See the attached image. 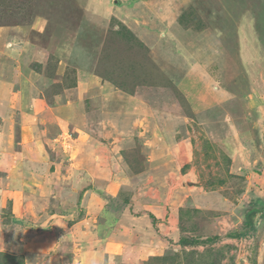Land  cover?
<instances>
[{
    "label": "rangeland",
    "instance_id": "rangeland-1",
    "mask_svg": "<svg viewBox=\"0 0 264 264\" xmlns=\"http://www.w3.org/2000/svg\"><path fill=\"white\" fill-rule=\"evenodd\" d=\"M6 41L23 46L22 58L32 59L36 74L55 80L46 87L50 93L67 92L57 100L44 94L66 107L64 138L41 144L36 129H28L30 151L43 168L40 175H47L44 185L41 177L32 181L34 196L22 195V208L30 209L34 222L28 223V214L24 225L14 226L12 242L30 261L42 264L32 254L36 249L47 256L56 251L61 259L52 258L54 264H74L78 256L38 236L41 225L63 233L60 224L46 221L50 212L71 213L66 234L95 247L88 221L93 207L105 200L132 212L160 193L168 194L177 212V239L169 240L176 247L154 257L158 248L140 247L145 243L135 235L136 264L140 258L139 264H264V0H0V47ZM6 117L0 119V132L4 127L11 133H1L11 139L6 149L25 157L29 150L22 141L29 136L21 133L19 119ZM66 124L93 132L78 140L100 166L88 211L77 199L93 178L73 172L78 162L84 169L82 159L65 160L64 154L74 153ZM45 150L53 159H46ZM55 158L63 168L72 163V172L51 174ZM126 223L130 231L122 234L131 241L139 233ZM191 239L195 243L181 244ZM95 253L94 263L100 260Z\"/></svg>",
    "mask_w": 264,
    "mask_h": 264
},
{
    "label": "crops",
    "instance_id": "crops-1",
    "mask_svg": "<svg viewBox=\"0 0 264 264\" xmlns=\"http://www.w3.org/2000/svg\"><path fill=\"white\" fill-rule=\"evenodd\" d=\"M22 50L23 46H18L16 49L15 43L12 41H6V43L4 45L2 44L0 47V119H3L2 117H6V115V118L12 116L10 120L13 122L19 119L21 121V133L29 136L24 138V141H22V143H25L23 145H25V147L29 150H26L27 152L25 153V157H23L24 153H13V151L6 149L10 147L11 139L6 142V138L2 137L1 133L10 137V131L6 132L4 127H2L3 132H0V252L15 256L19 255V257L22 255L25 264H35V261H30L28 257L25 256L26 253H21V247L18 243L12 242L14 235L18 233V231L14 228L16 224H23V220L24 218H27L26 216L28 214H30L28 223L32 221L34 222L35 220L29 208L27 209L25 206L22 208V204L26 202L24 201L25 199L22 198V195H24V198L28 193L34 196L32 192L38 190L33 189L31 186L35 177H41L40 183L43 185L45 184L44 180L47 179V175H40L43 168L40 164H37L38 162L35 161V157H33L32 152L30 151V147H32L33 144L32 142H29V138L31 137L28 129L29 127L33 130L36 129V134L38 135L36 136V139H43L41 144H51L53 142H57L61 137L64 138L66 136V127L60 121H63L66 118L64 109L66 107L62 108L65 105H57L56 101L53 100H57L59 94L61 95L60 97L65 99L67 92L65 90H61L59 94H56L57 92H51V94L50 90L48 91V88L46 87L50 84H54L55 80L43 78L36 74V70L31 69L30 66L32 59L27 61L23 60L22 56L24 53ZM37 54H42V51H38ZM33 62L38 63L41 61L33 60ZM38 92H41V95H38ZM30 94H35L36 98L34 100L31 99ZM44 94L47 98L51 97L53 102H50ZM205 100L207 103H210L207 96ZM39 101L40 105L42 104L40 108ZM4 105L7 110L9 109V112L4 111ZM11 108L15 109V113L11 112ZM66 125L68 127V124ZM53 130L55 131L53 132ZM68 130L71 134H73L70 144L74 147L72 150L74 153H70V157L67 158V153L64 154L65 152H62L65 156V160L82 159L84 162V166L82 165L84 169L81 171V162L77 161L78 164H80V167L77 168L80 169H75L73 172H76V176L83 175L87 178H93V181L91 180L87 186L82 187L77 199L78 201L80 197L82 198L79 205L85 208L84 206L89 205L88 192H91V188L96 189V187L99 186L95 182L97 179L95 176H97V172L100 171L98 170L100 166L98 167L97 162L94 159L96 156H94L93 153L84 152L83 147L88 149V145H78V140L88 138L87 136L89 132H92L91 129L89 130L87 126H78V128H75L74 131L69 127ZM68 137L70 136L68 135ZM34 143L35 149L39 147V144L36 142ZM64 143L65 142L62 144V148H65ZM77 146H79V149L82 147L81 150L84 153L78 151ZM10 149L12 150V147ZM45 154L46 159H53L54 157L46 150ZM14 158L20 160H16V164H14ZM38 159H41L42 162H44L45 156L41 154ZM55 160H58V164L56 165V170L51 174L55 175L56 172L69 174L72 172V163L71 166H65V168H63V162H60L62 160L60 158H55ZM105 174H107L106 171ZM80 179H82V177H80ZM80 181L82 182V180ZM84 182L86 183V180H84ZM176 190H178L179 193L180 189ZM23 191H25V194H20V192L22 193ZM167 195L168 194L156 193L153 196V199L142 201L144 204H142L143 206L140 205L142 207L138 206L137 203L135 210H133L132 207V212L129 211L128 207H124V205L123 207H117L112 204L110 206H106L105 200H103L101 205H98L95 208L93 207L90 212H93L92 215H94L91 216L88 221H90L93 226L90 227V233L96 236V241H94L95 247H91V242L89 240H85V237L82 238V240H85V243L83 244L82 242H77L76 239L72 240L70 236L66 234V227L64 223L70 219V217L67 216L71 213L67 215V213L57 214L55 212H50L51 214L46 218V221L48 222H50L49 220H52V226H59L60 224L63 229L62 234L60 231H58L59 233L54 232L53 227H50V225L43 227L45 229H42L41 226L44 225H41L38 227L39 230H37V232L39 235H37L40 237L41 233L42 237H48L51 242L50 245H55L57 248L61 247V244H64L65 250L73 252V256L78 255L77 257L75 256L77 259H74L75 257L72 258L75 262L74 264H136L137 256L140 255V247L142 246H145L147 250L150 251L154 248H158L157 251L159 253L153 256L160 257L167 252V249L170 248V246L173 248L176 247V243L172 246V242H169V240L173 239V241H175L177 239L176 225L174 222L177 212L172 209L171 206L173 205L170 204L171 201L167 198ZM39 198L40 196L38 199ZM110 199H112L110 203L116 202L115 196ZM40 200L41 199H39V201ZM129 200H126V203H128ZM42 202H44L43 199ZM68 206L73 209L74 202L72 201L68 203ZM90 208L91 205L86 208L87 211L90 210ZM116 209L121 211L126 209L128 213L119 215L120 212H114ZM126 220L133 226L135 225L133 228L134 230H132L134 232L138 231L139 233L133 234L131 236V241L125 240V236L122 234V232L130 231L129 224L126 223ZM48 222L45 224H48ZM94 222H97L98 225H93ZM61 227L58 228L61 229ZM135 235H139L137 238H140L141 240L138 241V243H145V245H141L139 247L140 244L137 243V240L133 242L132 237H135ZM113 241L120 243L122 248L114 245ZM91 252H96V256L100 258V260H96V263L93 262ZM46 253V251L43 253L40 252L39 249H36L32 254L37 255L39 263L54 264L51 262L52 258L56 257V251L54 254L49 256H47ZM59 259H61V256L57 255L54 262ZM63 259H66V257H63ZM139 260L143 259L140 258ZM138 262L137 264H139Z\"/></svg>",
    "mask_w": 264,
    "mask_h": 264
},
{
    "label": "trees",
    "instance_id": "trees-1",
    "mask_svg": "<svg viewBox=\"0 0 264 264\" xmlns=\"http://www.w3.org/2000/svg\"><path fill=\"white\" fill-rule=\"evenodd\" d=\"M255 207V206H254ZM245 224H249V227L250 228H252V219L251 218H247V220L245 221ZM248 226V225H247ZM195 239H191V241H185V240H183V241H181L182 243L181 244H183V243H187L188 242V244H192V243H195ZM175 243H177V242H175ZM167 253V252H166ZM164 255H166V254H164ZM0 256L2 257L1 259H2V262H1V264H9V262H7V260H11V259H15V260H17V261H19L20 262V260L21 259H18V258H21V257H17V256H15V255H10V254H8V253H4V252H0ZM163 256V255H162ZM161 256V257H162Z\"/></svg>",
    "mask_w": 264,
    "mask_h": 264
},
{
    "label": "clouds",
    "instance_id": "clouds-1",
    "mask_svg": "<svg viewBox=\"0 0 264 264\" xmlns=\"http://www.w3.org/2000/svg\"><path fill=\"white\" fill-rule=\"evenodd\" d=\"M17 257H19V255H17ZM22 257H23V256L21 255V258H18V259H21V260H23L24 258H22ZM23 262H24V261H23ZM23 262H22V263H23Z\"/></svg>",
    "mask_w": 264,
    "mask_h": 264
}]
</instances>
